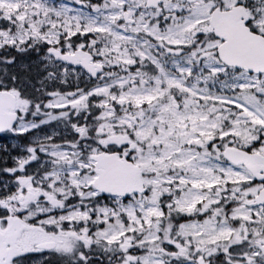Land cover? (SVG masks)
I'll list each match as a JSON object with an SVG mask.
<instances>
[{
    "label": "snow or ice",
    "instance_id": "snow-or-ice-1",
    "mask_svg": "<svg viewBox=\"0 0 264 264\" xmlns=\"http://www.w3.org/2000/svg\"><path fill=\"white\" fill-rule=\"evenodd\" d=\"M0 264H264V0H0Z\"/></svg>",
    "mask_w": 264,
    "mask_h": 264
}]
</instances>
